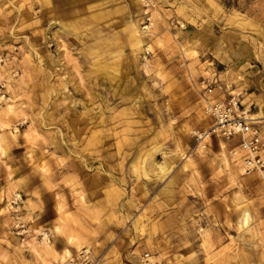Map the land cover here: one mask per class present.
Instances as JSON below:
<instances>
[{
    "label": "rangeland",
    "instance_id": "obj_1",
    "mask_svg": "<svg viewBox=\"0 0 264 264\" xmlns=\"http://www.w3.org/2000/svg\"><path fill=\"white\" fill-rule=\"evenodd\" d=\"M153 4L0 0V264L83 247L98 264H264V178L234 169L239 139L223 140L232 173L221 138L190 171L172 157L210 126L213 77L264 138V0Z\"/></svg>",
    "mask_w": 264,
    "mask_h": 264
},
{
    "label": "built area",
    "instance_id": "obj_2",
    "mask_svg": "<svg viewBox=\"0 0 264 264\" xmlns=\"http://www.w3.org/2000/svg\"><path fill=\"white\" fill-rule=\"evenodd\" d=\"M142 1L147 7L154 6L153 0ZM200 86L208 95L205 99L204 111L211 123L208 129L193 132L195 145L187 157L193 159L198 145L202 144L201 149H203L210 142L209 138L216 137L226 141L238 138L239 144L246 151L243 163L244 174L264 169V138L249 108L245 107L235 95L226 93L224 85L216 77L202 80ZM215 93H223V95ZM66 264H98V261L92 257L89 248L83 247L75 256L69 257ZM143 264H151L148 257Z\"/></svg>",
    "mask_w": 264,
    "mask_h": 264
},
{
    "label": "bare ground",
    "instance_id": "obj_3",
    "mask_svg": "<svg viewBox=\"0 0 264 264\" xmlns=\"http://www.w3.org/2000/svg\"><path fill=\"white\" fill-rule=\"evenodd\" d=\"M135 3H137V0H133ZM145 1V0H144ZM146 29L148 30L147 31V34L150 33V30H149V26H146ZM135 33H139V30L138 28L134 30ZM140 35V34H139ZM138 48L141 50V49H144L145 51H150L151 50V46L149 44H146V45H141L140 43V40H138ZM188 49H183L182 48V54L183 55H187L188 53ZM195 54L193 53V56ZM1 98V97H0ZM11 107L12 105H8V110H11ZM207 114L206 113H202L200 115V119L201 120H205L207 118ZM254 119H256L255 117H253ZM260 122V121H257V123ZM210 141H212V138L210 139ZM202 144L198 145V147L196 148L197 151H199L201 148H202ZM219 149H220V154L222 156V159H223V162H224V166L225 168L231 172V168H230V160L229 158L227 157L226 155V151H227V145L225 144V142L220 139L219 140ZM183 151L181 150V147L178 146L176 148V150L173 152L172 154V157L173 159L175 160H179L182 164V169L184 171H190L191 170V166H192V159L188 158L187 155H183ZM230 154H231V163L234 167V169L238 170V172H240V174H244L245 171H244V168H243V163H244V159H245V156H246V151L243 149V147L238 143L236 145H233L232 146V149L230 151ZM6 155V152L4 151L2 145H1V141H0V158L2 156H5ZM161 168H163L162 166H160ZM232 173V172H231ZM10 175V174H9ZM258 175H260L261 177L264 178V170L262 169H259L258 170ZM0 198H1V201H5V192L3 190H0ZM249 220H250V213H249V210L247 208H245L241 214V217H240V224H241V227H246L248 224H249ZM67 254L65 256H62L60 258V264H66V256H69V251L66 252ZM137 259V257H136Z\"/></svg>",
    "mask_w": 264,
    "mask_h": 264
},
{
    "label": "crops",
    "instance_id": "obj_4",
    "mask_svg": "<svg viewBox=\"0 0 264 264\" xmlns=\"http://www.w3.org/2000/svg\"><path fill=\"white\" fill-rule=\"evenodd\" d=\"M228 142H230V141H228ZM239 143V142H238Z\"/></svg>",
    "mask_w": 264,
    "mask_h": 264
}]
</instances>
